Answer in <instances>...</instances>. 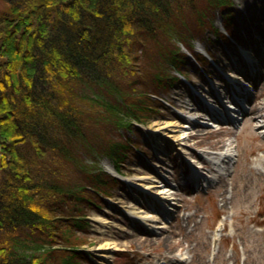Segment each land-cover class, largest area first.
<instances>
[{"label":"trees","instance_id":"1","mask_svg":"<svg viewBox=\"0 0 264 264\" xmlns=\"http://www.w3.org/2000/svg\"><path fill=\"white\" fill-rule=\"evenodd\" d=\"M3 1L0 264H76L83 259L76 234L87 226V211L122 186L85 164L87 154L99 152L92 140L100 138L97 119L121 115L127 125L143 123L150 95L139 93L143 106L131 86L146 46L169 40L170 29L183 25L179 12L197 11L184 24L193 32L229 0ZM169 45L166 63L177 50ZM148 81L147 88L166 89L161 75ZM115 147L100 152L121 173L129 145ZM88 189L94 196H81Z\"/></svg>","mask_w":264,"mask_h":264},{"label":"rangeland","instance_id":"2","mask_svg":"<svg viewBox=\"0 0 264 264\" xmlns=\"http://www.w3.org/2000/svg\"><path fill=\"white\" fill-rule=\"evenodd\" d=\"M199 5L194 2L195 8ZM6 6L0 0V10ZM198 15L197 11L192 14L179 12L183 25L170 29L167 38L170 41L165 40L160 46L150 42L137 67H133L136 85L131 87L136 90L138 102L144 106L139 93L150 95L145 96L151 100L150 104L143 107H146V120L130 126L121 115H108L104 123L97 119L95 132L100 138L92 140L99 152L84 158L91 172L108 173L106 164L112 166V163L100 149L127 144L126 153L130 159L121 163L122 173H119L123 177L139 171L156 174L160 170L155 163L170 171L163 170L162 174L169 176L165 181L174 187L177 207L165 218L167 228L150 234L130 220L123 208L139 203L141 195L128 185L115 188L111 191L112 197L99 196L98 206L87 211V226L76 234V242L80 245L74 249L83 253L82 261L76 264H97L94 250L105 240H113L121 249L110 255L108 264H157L162 259L183 255L187 260L175 259L170 264H264V138L258 134L262 128L258 121L264 119L261 117L264 115V0H229L222 10L213 13V19L206 17L208 22L204 27L188 32L185 22ZM223 22L230 26L232 35L224 32ZM168 44L171 50L174 46L177 48L173 56H169L170 63L165 59ZM199 46L207 51L211 62L196 51ZM244 47H250L254 64L242 58L240 49ZM229 71L242 72L247 83V79H253V84L248 83L250 88L246 96L238 94L230 85L216 87L214 83L223 84ZM137 73L143 76V81ZM155 74L161 75L166 89L147 88L149 81L146 79ZM151 90L158 91V95L150 94ZM214 92L221 96L223 103L228 95L239 97L247 112L234 132L228 131L226 125L217 131L206 125H194L193 132L197 135L186 141L187 150L192 154H202L211 148L218 150L232 136L236 138L237 152L224 177V186L215 182L197 191L192 185L180 184L188 169L177 153V145L166 143L158 151L151 130L156 123L178 120L177 112L185 108L193 109L195 121L201 122L208 106L200 97L205 94L212 98ZM209 103L218 107L214 102ZM88 195H92L89 189L81 193V196ZM142 207L146 208V204ZM100 219L108 221V226L102 227ZM222 219L221 240L213 248L210 238ZM150 239L152 244L148 243Z\"/></svg>","mask_w":264,"mask_h":264},{"label":"bare ground","instance_id":"3","mask_svg":"<svg viewBox=\"0 0 264 264\" xmlns=\"http://www.w3.org/2000/svg\"><path fill=\"white\" fill-rule=\"evenodd\" d=\"M197 52L204 53L202 47H197ZM205 54V53H204ZM207 54V53H206ZM242 58L245 60L250 59L251 51L249 48L244 47L242 49ZM253 62V59L251 60ZM226 81L221 83H214L217 87V85L221 87H227L225 85H242L247 86L244 83L243 77L241 75L229 71L225 74ZM230 83V84H229ZM233 87V85L231 86ZM213 91V90H211ZM204 99L207 101V106L210 109V115L217 119L215 110L217 111V106H214L213 104H210V102H214L218 104V101L215 100L216 97L213 96L211 98L210 96H207L205 94L201 95ZM226 105V106H225ZM224 108L225 109H231L232 105L227 102H224ZM236 109H239V106H236ZM191 109L188 111L187 108L184 110H179L177 113L178 120L173 121H165L161 123H156L151 133L156 138V148L158 151L160 149L162 150L163 147H165L166 143L169 145H177L176 150L178 154L184 158L188 159L189 155L191 153L187 150V140L189 138L194 137L197 135L195 132H193V128L195 124H200L203 126L210 125L209 122L206 121V116L203 118L201 122H196L194 113H192ZM218 110L222 113H225L223 111L222 107L219 106ZM202 116V115H201ZM264 118V115L261 116ZM181 120V121H179ZM259 124H262L263 130L261 132L264 133V119L262 121H258ZM215 124V123H214ZM216 126V125H215ZM219 128V127H218ZM236 138L232 136L229 139V142H226L220 149L219 154H215L214 157H211L210 161H207V163H212V171L206 172L203 170V165L195 166L194 169H201L203 170L201 172V175H205L206 178H208L209 183L213 182L214 180L217 181L220 186H224L225 179L222 176V169L221 165L223 162L220 163L221 167L215 166V163L217 160H219L220 156H223L224 160H228L233 155L232 151L233 148H236ZM264 158V157H263ZM212 161V162H211ZM191 163V162H189ZM193 163V162H192ZM156 168L160 169V173L153 174V172H145L142 171L136 172L132 177H122V175H119L111 165L106 164V169L108 173H112L116 175L117 177L123 178V180L129 185L136 189H138V192H140V201L136 204H131L128 206H125L123 208L124 213L127 215V217L132 220L135 223H138L141 227L145 228L148 233L155 234L159 230L166 229L165 225V218L167 217V214H169V211H173L175 207H177V203L175 201V195L174 187L171 183L168 181H165L166 179H169V176L162 174L163 170H166L163 168L159 163H155L154 165ZM168 171V170H166ZM226 198H223L225 200ZM142 204H146V208L142 207ZM166 209V211H165ZM100 224L102 227L108 226V221L100 219ZM222 224V223H221ZM220 236L217 234H214L211 237V242L213 245H216ZM221 239V238H220ZM148 243L152 244V240L150 239ZM121 250L117 247V244L113 240H105L102 243H100L94 250L95 256L97 258V264H108L110 255L115 252ZM185 256H181L180 258L177 257H170L168 260L173 259H183Z\"/></svg>","mask_w":264,"mask_h":264}]
</instances>
